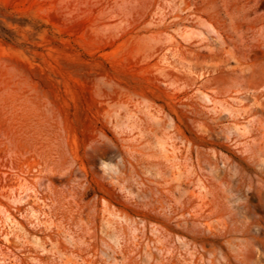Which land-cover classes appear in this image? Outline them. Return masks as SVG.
I'll list each match as a JSON object with an SVG mask.
<instances>
[{"label":"rangeland","instance_id":"374dc122","mask_svg":"<svg viewBox=\"0 0 264 264\" xmlns=\"http://www.w3.org/2000/svg\"><path fill=\"white\" fill-rule=\"evenodd\" d=\"M0 264H264V0H0Z\"/></svg>","mask_w":264,"mask_h":264},{"label":"bare ground","instance_id":"6f19581e","mask_svg":"<svg viewBox=\"0 0 264 264\" xmlns=\"http://www.w3.org/2000/svg\"><path fill=\"white\" fill-rule=\"evenodd\" d=\"M162 149L164 150V148H162ZM163 150H162V151H163ZM165 150H166V149H165ZM166 151H167V150H166ZM106 165H107V164H104L103 166H104V167H107Z\"/></svg>","mask_w":264,"mask_h":264}]
</instances>
